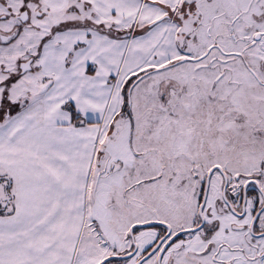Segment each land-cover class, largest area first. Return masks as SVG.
<instances>
[{"label":"snow or ice","instance_id":"obj_1","mask_svg":"<svg viewBox=\"0 0 264 264\" xmlns=\"http://www.w3.org/2000/svg\"><path fill=\"white\" fill-rule=\"evenodd\" d=\"M0 264H264V0H0Z\"/></svg>","mask_w":264,"mask_h":264}]
</instances>
